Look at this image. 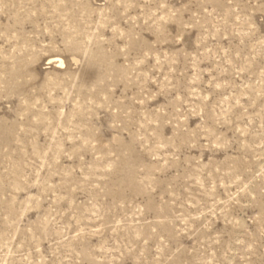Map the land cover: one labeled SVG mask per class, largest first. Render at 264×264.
Returning a JSON list of instances; mask_svg holds the SVG:
<instances>
[{
    "label": "rangeland",
    "instance_id": "obj_1",
    "mask_svg": "<svg viewBox=\"0 0 264 264\" xmlns=\"http://www.w3.org/2000/svg\"><path fill=\"white\" fill-rule=\"evenodd\" d=\"M0 264H264V0H0Z\"/></svg>",
    "mask_w": 264,
    "mask_h": 264
}]
</instances>
